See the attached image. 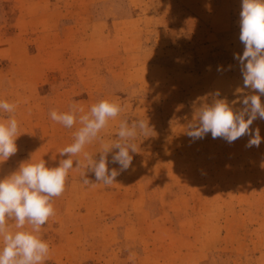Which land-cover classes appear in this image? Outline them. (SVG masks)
Instances as JSON below:
<instances>
[{
	"label": "rangeland",
	"instance_id": "374dc122",
	"mask_svg": "<svg viewBox=\"0 0 264 264\" xmlns=\"http://www.w3.org/2000/svg\"><path fill=\"white\" fill-rule=\"evenodd\" d=\"M241 5L0 0V100L17 105L20 134L0 179L26 162L56 167L68 158L59 152L81 125L52 121L53 109L119 102L124 111L100 133L104 143L117 139L121 120L152 129L134 141L127 170L112 162L118 149L108 153L119 173L112 185L96 181L83 153L72 157L55 215L41 228L44 264H264V120L250 125L259 147L246 146L248 135L232 143L187 135L202 107L223 99L239 112L244 97L260 95L244 87L235 58L244 51ZM101 151V140L84 149L97 160Z\"/></svg>",
	"mask_w": 264,
	"mask_h": 264
},
{
	"label": "clouds",
	"instance_id": "9594fccd",
	"mask_svg": "<svg viewBox=\"0 0 264 264\" xmlns=\"http://www.w3.org/2000/svg\"><path fill=\"white\" fill-rule=\"evenodd\" d=\"M241 7L239 39L244 51L242 56L235 58L242 65L244 87H250L260 95L244 97V107L239 112L223 99L202 107L197 113L198 123L189 126L187 135L200 139L211 133L213 139L223 138L228 143L248 135L250 139L246 146L259 147L262 139L259 129L252 131L250 125L257 118L264 120V104L260 98L264 95V0H242ZM16 108L15 103L0 100V114H8L7 118L0 117V163L7 161L18 150L15 141L20 134L14 115ZM123 111L119 102L107 99L93 104L86 113L76 103L64 112L50 111L51 120L66 128H72L77 122L81 126L74 133L73 143L59 152L68 158L61 160L58 166L48 167L44 159L26 162L7 178L0 179V264H44L48 259L50 246L40 232L42 226L55 215L52 201L65 191L69 171L74 168L72 157L83 153L86 161L83 166L94 173L97 182L104 185H112L119 174L116 169L108 168L107 155L113 149H118L112 156L113 163L119 164L121 170L131 166L133 156L130 153L138 152L134 141L138 136L151 135L152 129L147 120L132 123L121 120L117 139L112 143H104L100 137L108 122ZM97 140L102 142L98 160L84 152L85 146ZM80 166L81 161L76 160V167ZM83 183L87 185L91 182L84 178ZM9 221H14L15 231Z\"/></svg>",
	"mask_w": 264,
	"mask_h": 264
}]
</instances>
